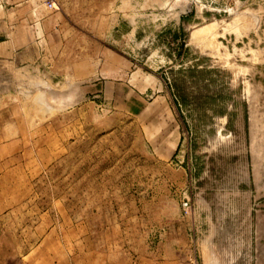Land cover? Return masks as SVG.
Listing matches in <instances>:
<instances>
[{"label": "rangeland", "instance_id": "374dc122", "mask_svg": "<svg viewBox=\"0 0 264 264\" xmlns=\"http://www.w3.org/2000/svg\"><path fill=\"white\" fill-rule=\"evenodd\" d=\"M0 264H264V0H0Z\"/></svg>", "mask_w": 264, "mask_h": 264}, {"label": "built area", "instance_id": "2783aa9c", "mask_svg": "<svg viewBox=\"0 0 264 264\" xmlns=\"http://www.w3.org/2000/svg\"><path fill=\"white\" fill-rule=\"evenodd\" d=\"M50 7H53V5L51 4Z\"/></svg>", "mask_w": 264, "mask_h": 264}, {"label": "bare ground", "instance_id": "6f19581e", "mask_svg": "<svg viewBox=\"0 0 264 264\" xmlns=\"http://www.w3.org/2000/svg\"><path fill=\"white\" fill-rule=\"evenodd\" d=\"M40 97H42V95Z\"/></svg>", "mask_w": 264, "mask_h": 264}]
</instances>
